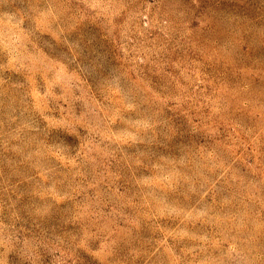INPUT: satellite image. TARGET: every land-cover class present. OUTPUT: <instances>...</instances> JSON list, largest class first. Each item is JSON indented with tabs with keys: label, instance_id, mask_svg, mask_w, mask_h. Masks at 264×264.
Returning a JSON list of instances; mask_svg holds the SVG:
<instances>
[{
	"label": "rangeland",
	"instance_id": "1",
	"mask_svg": "<svg viewBox=\"0 0 264 264\" xmlns=\"http://www.w3.org/2000/svg\"><path fill=\"white\" fill-rule=\"evenodd\" d=\"M0 264H264V0H0Z\"/></svg>",
	"mask_w": 264,
	"mask_h": 264
}]
</instances>
